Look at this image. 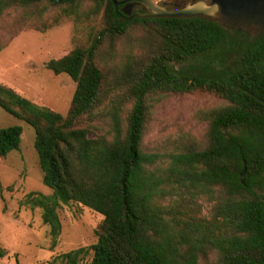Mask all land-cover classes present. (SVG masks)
Masks as SVG:
<instances>
[{"label":"trees","instance_id":"1","mask_svg":"<svg viewBox=\"0 0 264 264\" xmlns=\"http://www.w3.org/2000/svg\"><path fill=\"white\" fill-rule=\"evenodd\" d=\"M120 7L0 0V21L14 14L10 39L63 18L79 33L72 50L45 63L75 84L65 116L0 84V108L33 128L42 183L52 191L28 193L21 205L40 210L52 247L61 206L100 214L89 264H199L212 252L216 264H264V34L249 40L199 17L123 19ZM122 44L128 51L118 60ZM6 45L0 38V52ZM184 62L201 67L174 69ZM196 93L223 102L199 113L203 141L169 153L146 150L153 104ZM21 133L0 128V158L19 150ZM201 198L211 203L208 218ZM87 254L78 248L59 258L78 264Z\"/></svg>","mask_w":264,"mask_h":264},{"label":"rangeland","instance_id":"2","mask_svg":"<svg viewBox=\"0 0 264 264\" xmlns=\"http://www.w3.org/2000/svg\"><path fill=\"white\" fill-rule=\"evenodd\" d=\"M159 4L172 8L174 0H162ZM13 18L11 13L0 21V38L7 43L0 52V84L65 116L75 84L66 74L54 75L45 68V63L73 49L79 36L77 26L63 18L59 25L45 32L25 27L10 39ZM127 51V45H118V60ZM173 67L190 73L199 70L201 64L184 62ZM222 104L220 99L205 93L161 99L153 104L151 110L144 138L146 150L157 154L169 153L180 150L190 141L202 142L205 123L199 113ZM9 126L21 127L22 133L19 150L0 158V248L6 252L0 264H16V260L18 264H63L59 256L78 248L88 250L78 264H89L92 256L90 247L97 241L95 231L102 216L76 203L61 206L58 210L61 232L52 247L40 210L21 205L28 193H52L42 183V171L33 147L34 130L0 108V128ZM197 205L201 216L208 218L211 203L201 198ZM205 262L216 264V253H210L206 261L200 259L199 264Z\"/></svg>","mask_w":264,"mask_h":264},{"label":"water","instance_id":"3","mask_svg":"<svg viewBox=\"0 0 264 264\" xmlns=\"http://www.w3.org/2000/svg\"><path fill=\"white\" fill-rule=\"evenodd\" d=\"M114 10L119 5L126 8L141 6L131 14L139 18H195L217 23L227 30L246 33L249 40H256L264 34V0H174L172 8L159 5L162 0H110ZM123 19L130 12L119 10Z\"/></svg>","mask_w":264,"mask_h":264},{"label":"flooded vegetation","instance_id":"4","mask_svg":"<svg viewBox=\"0 0 264 264\" xmlns=\"http://www.w3.org/2000/svg\"><path fill=\"white\" fill-rule=\"evenodd\" d=\"M175 3V2H174ZM159 4V3H158ZM159 5H161V4H159ZM174 5V4H173ZM173 5H172V7H173ZM121 7H120V9L121 8H124L127 12H130V15L131 14H133L134 12H136V11H139V10H143V7H141V6H134V7H132V8H126V6L123 4V5H120ZM161 6H164V7H167V6H165L164 4L163 5H161ZM168 8V7H167ZM129 15V16H130Z\"/></svg>","mask_w":264,"mask_h":264},{"label":"crops","instance_id":"5","mask_svg":"<svg viewBox=\"0 0 264 264\" xmlns=\"http://www.w3.org/2000/svg\"><path fill=\"white\" fill-rule=\"evenodd\" d=\"M4 258V257H3ZM2 259V258H1Z\"/></svg>","mask_w":264,"mask_h":264}]
</instances>
